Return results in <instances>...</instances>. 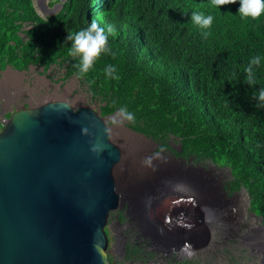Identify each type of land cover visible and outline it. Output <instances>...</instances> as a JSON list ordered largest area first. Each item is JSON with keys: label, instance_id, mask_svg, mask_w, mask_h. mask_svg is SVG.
<instances>
[{"label": "trees", "instance_id": "1", "mask_svg": "<svg viewBox=\"0 0 264 264\" xmlns=\"http://www.w3.org/2000/svg\"><path fill=\"white\" fill-rule=\"evenodd\" d=\"M55 2L60 9L42 17L32 0H0V62L13 68L66 62L68 73L77 72L78 57L67 54L71 40L65 37L102 16L114 28L111 52L85 75L92 93L101 95L99 113L124 106L134 113L132 130L157 142L176 137L178 156L226 166L233 187L246 190L264 223V107L253 96L264 86V18L241 20L239 0L220 11L211 0ZM197 7L214 16L207 38L189 19ZM23 24L28 27L20 35ZM257 54L261 63L249 85L243 67ZM106 64L115 65L119 79L105 78ZM130 246L141 257L143 251Z\"/></svg>", "mask_w": 264, "mask_h": 264}, {"label": "water", "instance_id": "2", "mask_svg": "<svg viewBox=\"0 0 264 264\" xmlns=\"http://www.w3.org/2000/svg\"><path fill=\"white\" fill-rule=\"evenodd\" d=\"M119 158L89 106L50 100L13 110L0 129V264H112L105 226L122 205L112 174ZM143 222L170 233L160 220Z\"/></svg>", "mask_w": 264, "mask_h": 264}, {"label": "rangeland", "instance_id": "3", "mask_svg": "<svg viewBox=\"0 0 264 264\" xmlns=\"http://www.w3.org/2000/svg\"><path fill=\"white\" fill-rule=\"evenodd\" d=\"M32 1L36 13L42 17L56 13L61 7V2H55V0ZM27 27L26 24H23L20 35H22V29ZM68 70L69 65L66 62L51 64L47 67L28 65L23 68H13L8 63L0 62V118L6 117L7 119L9 114L17 108L35 107L46 102H42V94L50 95V100H64L73 109L85 105L99 112V107L102 104L101 95L92 93L85 75L79 76L77 72L68 73ZM19 77L21 78L19 79ZM101 116L108 125L111 141L120 151L119 160L122 157L125 159L124 174L127 179L131 175L143 177L150 171H163L162 174L166 178L168 176L164 172L168 171L175 179L185 174V176H188L187 178H192L198 192L202 194L204 201L212 210H219L225 202L231 205L234 203L238 206L240 214V219L237 222L239 225L238 229L227 233L215 230L216 235H213L215 245L213 247L208 241V229L202 228L200 230L193 225L183 226L179 230L180 232L169 230L170 233L156 232L151 226L147 225L145 228L148 234L152 236V240L155 239L159 245L173 239H188L193 244H198L193 246L188 254L184 256V258L187 257L189 259V264H264L262 260L264 250L263 252L255 250L250 242L244 239L247 230L254 225L264 230V223L260 216L251 209L246 190L243 187H233L230 170L226 166L211 163L209 160L178 156L175 151H172V149H178L180 145L176 137H165L158 142L152 140L150 137L132 130L129 127V120L119 116V109L111 114ZM114 118L121 122L114 124L112 122ZM1 128L2 125H0ZM160 143H165V146L159 148ZM196 168H201L203 171L202 177L198 176ZM184 171L185 173H183ZM159 183H161L160 180L153 179L149 187ZM143 195L148 196L146 193H143ZM142 197V195L138 196L132 202L122 200V204L125 203L127 205L123 212L125 221L121 224L125 225L124 232L129 227H134L137 231L133 229V232H130L128 244L121 251L117 250L115 246L118 241L116 221L122 209L118 208L109 213L105 229L108 238L107 255L112 264H143V262H134L132 258L136 255L133 254V247L130 246L128 248L130 241H134L136 238L135 232H140L139 230L141 229L140 226L135 225V223L139 222L140 213L136 211V214L133 211L131 203L135 207L140 206L139 203ZM188 197H185V200L187 199L186 202H193ZM174 203L179 206L178 201H174ZM193 206L196 207L194 209L195 214H198V210L201 209L199 203H193ZM160 221L163 223L168 222L167 216L162 214ZM246 228L247 230H245ZM169 253L173 256L176 255V251ZM155 255L161 256L163 254L159 252Z\"/></svg>", "mask_w": 264, "mask_h": 264}, {"label": "bare ground", "instance_id": "4", "mask_svg": "<svg viewBox=\"0 0 264 264\" xmlns=\"http://www.w3.org/2000/svg\"><path fill=\"white\" fill-rule=\"evenodd\" d=\"M20 78L21 77H19V79ZM42 95V102L50 101V95ZM124 165L125 159L122 157L114 165L112 170L115 187L117 193L120 196V200H128L129 202H132L133 199L141 195L143 196L142 198H149V203L144 208L141 206H137V208L134 206V204L131 203V207L135 213L136 211L140 214L146 213L147 216H149L150 220L154 221L160 220L161 215L165 214L168 218V222H162L164 225L163 227L176 232H180L179 230L183 228L178 224H187V226L193 225L194 227H198L199 229H208L211 247L215 245V240L213 239V235H216V233L214 232L215 230L221 231L222 233H227L236 231L238 229L239 225L237 222L240 219V214L237 208L238 206L234 203H232L231 205L228 202H225L226 204L224 203L219 210H212V208H210L206 201H204L202 194L198 192V189L195 187L191 177L187 178L188 176L182 174L181 177L175 179L171 176V179L174 181L172 184L168 185L163 184V182L167 180V178L162 174L163 171H150L143 177H135L131 175L130 178L127 179L124 174ZM190 171L193 172L192 169H190ZM183 173H185V171ZM153 179L157 181L160 180L161 183L149 187V184L152 183ZM143 193H146V195L148 196H144ZM185 197L192 199L193 202H186L187 199L185 200ZM174 201H178L179 206H177ZM197 202L202 209V212L200 214H195L194 211L196 207L193 206V203ZM176 208L180 210L178 216H175L173 211V209ZM141 224H143V222ZM245 230H247V228ZM244 239H246L247 242L249 241L250 244L255 248V250L263 252L264 230L260 229V227L254 225L253 227L249 228L247 230V234L244 235ZM263 257L262 260L264 259Z\"/></svg>", "mask_w": 264, "mask_h": 264}, {"label": "clouds", "instance_id": "5", "mask_svg": "<svg viewBox=\"0 0 264 264\" xmlns=\"http://www.w3.org/2000/svg\"><path fill=\"white\" fill-rule=\"evenodd\" d=\"M235 2V0H211V6L220 11V6ZM241 20H257L264 18V0H239V7L236 12ZM191 24L199 31L202 38H207L211 34V29L214 21L212 12L205 13L199 8H194L189 17ZM114 33V28L111 25L103 23V17H92L91 22L86 26L79 27L77 30L67 33L66 39L71 40V46L67 49V54L72 57H78L74 67L78 70L77 75L84 76L93 67L96 61L102 54L111 52L107 40L108 34ZM261 63L259 54L250 57L243 71L247 74L246 82L252 85L256 82L255 67ZM103 72L105 78L119 79L115 65L106 64ZM91 84L92 81H89ZM253 96L257 100V107H264V86L253 90ZM119 116L129 121L133 120L134 113L121 106ZM114 124L121 121L114 118Z\"/></svg>", "mask_w": 264, "mask_h": 264}, {"label": "flooded vegetation", "instance_id": "6", "mask_svg": "<svg viewBox=\"0 0 264 264\" xmlns=\"http://www.w3.org/2000/svg\"><path fill=\"white\" fill-rule=\"evenodd\" d=\"M122 201V200H121ZM127 205L123 203L120 206V209H122V212L118 215V220L116 221V231L118 233V241L116 244V249L117 250H122L125 245L128 244V236L130 232H133L134 227H129L125 229V225H121L124 220V208H126ZM177 210L176 209H173ZM180 213V210H177L174 214L175 216H178ZM145 215V216H143ZM147 216V214H140L138 217L139 222L135 223L136 226H140V232H135L136 233V238L134 241H130V243H135L136 249L138 248L140 251L142 250L143 253L140 254L141 257L134 256L132 259H134V262H143V264H189V259L184 258L186 254L191 250L193 246H197L198 244H193L191 240H181V239H173L169 242L165 241L164 244H157L156 240H152V236L148 234L146 231L145 226H147L146 223H144V219ZM144 218V219H143ZM147 219L150 220L149 216L146 217ZM143 222V224H141ZM179 226H186L185 224H178ZM198 228V227H196ZM199 229V228H198ZM171 230V229H169ZM201 230V229H200ZM135 231H137L135 229ZM170 232V231H169ZM176 232V231H175ZM178 232V231H177ZM148 234V235H147ZM209 241V240H208ZM127 247V246H126ZM134 250V248H132ZM139 251V252H140ZM171 251H176V255L173 256ZM161 252L163 255L158 256L155 255L157 253ZM156 260V261H154Z\"/></svg>", "mask_w": 264, "mask_h": 264}, {"label": "built area", "instance_id": "7", "mask_svg": "<svg viewBox=\"0 0 264 264\" xmlns=\"http://www.w3.org/2000/svg\"><path fill=\"white\" fill-rule=\"evenodd\" d=\"M7 121L6 117L0 118V125H3ZM176 212V210H174Z\"/></svg>", "mask_w": 264, "mask_h": 264}]
</instances>
